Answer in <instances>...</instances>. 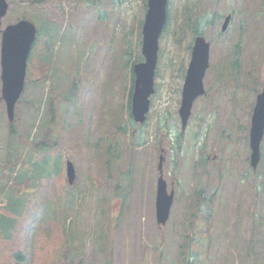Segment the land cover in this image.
Masks as SVG:
<instances>
[{
	"label": "rangeland",
	"instance_id": "rangeland-1",
	"mask_svg": "<svg viewBox=\"0 0 264 264\" xmlns=\"http://www.w3.org/2000/svg\"><path fill=\"white\" fill-rule=\"evenodd\" d=\"M7 1L9 9L0 30V187H5L1 163L9 147L21 151L31 147L22 130L32 117L27 113L28 100L36 99L34 102L38 103L37 100L43 98L37 119L40 127L34 129L32 135L38 141L46 138L59 142L62 147L57 149L60 156L55 151L48 153L53 160L48 164L53 175L49 180L42 179L38 190L43 203L47 198L60 201L65 196V188L86 192L80 212H71L67 219L68 223L74 220L77 243L85 245L83 264H105L107 260L111 264H181V254L184 255L181 244L186 241L188 227L198 239L193 244V249L199 251L195 257L197 264H264V137L256 170L250 167V146L246 137L264 84V15L252 14L264 6V0L199 1L196 8L199 14L213 16L219 12L223 17L204 35L211 43L209 68L203 79L206 92L194 101L185 129L179 115L184 79L177 70L187 72L196 36L187 32L181 41L175 40L174 15L178 11L175 6L171 9L170 4L173 1L175 5H183L185 0H169L168 21L159 41L155 93L151 96L145 122L147 142L139 147L132 144L138 139V133L131 132L127 119L128 84L121 79L122 70L117 71V57L127 43L126 33L133 30L138 35L140 31V23L146 15L142 10L143 0H101L99 6L105 13L102 19H99L98 7H85L81 0ZM191 2L197 3V0ZM228 13L232 14V19L227 30L222 31ZM22 15L36 19L40 40L44 37V22H55L47 30L54 52L53 73L42 89L25 81L24 104L17 102L15 109L19 111L16 125L20 137L13 140L8 135L7 108L1 98V40L2 30L20 20ZM190 43L191 50H187ZM34 46L28 67L33 50L39 49ZM231 58L235 59V65H231ZM39 61L40 56L30 63V81L39 76ZM73 83H78L80 99L74 101L71 108L64 96H68ZM58 95L61 97L57 104L59 117L52 122L50 112H45L49 104L45 100ZM161 122L172 125L174 133H167ZM179 132L183 135V147L176 156L172 145ZM162 152L164 177L169 191L175 190V201L169 221L159 226L155 195ZM57 158H60L61 170L55 179ZM68 159L76 168L73 187L66 175ZM117 180L123 182V186L115 193L109 184ZM199 188L208 197L209 205L193 208L192 213L187 196ZM38 190L31 198L30 209H24L11 229V240L0 241L3 254L0 264H14L8 257L9 249L14 247H22L23 251L34 255L30 264H54L59 256L66 237L64 219L61 214L57 218L51 216L53 207L42 219L44 211ZM22 201L24 199L21 204ZM102 208L106 209L105 215ZM187 212L191 224L186 218ZM34 227L37 234L31 243ZM93 229L96 231L92 232ZM98 234L106 240V252L94 256L93 238ZM190 247L185 249L189 252ZM69 263V258L60 262Z\"/></svg>",
	"mask_w": 264,
	"mask_h": 264
},
{
	"label": "trees",
	"instance_id": "trees-1",
	"mask_svg": "<svg viewBox=\"0 0 264 264\" xmlns=\"http://www.w3.org/2000/svg\"><path fill=\"white\" fill-rule=\"evenodd\" d=\"M82 2H85L86 6L85 7H98L100 11V16L99 19L103 18L105 16V13H103L104 9H102L99 5L102 3L101 0H81ZM113 2H122L123 0H112ZM199 1L202 0H197V3H192L191 0H185L184 4H176L172 1V4H170V8L172 9L174 6L175 10L178 11L176 15H174L177 23H176V28L175 32V40L176 41H181V38L184 34L187 32L192 34L193 36L196 35H205L206 30L210 28L211 26H215L217 23V20L222 18V14L219 12L214 13L213 16L210 15V13H203L199 14L198 10L196 8H199ZM35 3V0H33ZM101 2V3H100ZM36 3H39V0H36ZM180 5H182L180 7ZM169 8V12H170ZM181 8V9H180ZM87 9V8H86ZM142 10L146 11L147 10V0H143V6ZM72 13V12H71ZM70 13V14H71ZM208 14V15H207ZM253 15H259L262 16L264 15V6L258 11H254L252 13ZM170 15V14H169ZM208 16V17H207ZM21 19H29L34 22L36 20L33 17H29L26 15H22L20 17ZM170 19V16H169ZM173 21V20H172ZM43 22V21H42ZM55 22H50L46 21L44 22V27L45 30L43 32V38L40 40V37H38L37 33V39L35 42L34 47H38L39 49L37 51L32 52V55L30 57V63L32 60L38 56H40V61H39V76L37 79H33V81H30L29 78V70L32 67L31 64L29 63V67H27V75H26V84L30 85L31 83L35 84V86L42 87L44 84H46L47 81L51 80L52 77V56H54V52L52 51V41L49 40L48 37V29H50V25ZM144 21L142 20L140 23V31L138 35H135L132 31H129L126 33V40L127 43L124 45V48L120 50L118 53L117 57V64H118V69L119 72L121 71V79L124 81L125 84H128L126 88H128V95H127V106L125 108V111L127 112V119L130 123V127L132 129V133L136 131L137 135V140L136 142L132 143L133 145H136V147L145 145L147 142L146 138V128H145V123L144 124H139L137 123L131 114V99H132V93L134 89V74H133V68L132 65L137 62H141L144 60V57L141 53V45H142V27H143ZM169 25H172L171 21L169 22ZM59 27H62V25L58 24ZM167 31V30H165ZM193 40V38H192ZM43 42L42 45H39L38 42ZM54 41H57V39L54 38ZM187 50H191V43L188 44L186 47ZM161 54V53H160ZM47 55V56H46ZM162 55V54H161ZM32 58V59H31ZM232 63V64H231ZM231 65H235V59L232 58L231 60ZM230 65V69H232ZM160 68V67H159ZM158 75H159V69ZM179 72V75L182 76L184 79L185 77V70L184 72L181 71V69L177 70ZM117 76V75H116ZM115 76V78H117ZM79 79V78H78ZM158 87V85H156ZM26 90V88H24ZM78 83L75 84L73 83L72 85V90L68 92V96H64L66 98V103L71 106L74 104V101H78L80 99L77 91H78ZM2 98V97H1ZM22 98V99H21ZM20 100L18 103H23L24 104V98L23 95H21ZM60 96H54L49 98L48 101L49 104L47 105V109H45L46 113L50 112L51 116V121H57L59 114H58V109H57V104L59 103L58 101L60 100ZM44 99H40L36 101V99H31V101L28 100V104L26 107L29 109L27 111L28 114L32 115V117H29L28 120V125L22 127L23 132L25 133V136H28V142L30 143L31 147H25L24 150L17 149V147H9L7 156L5 158V161L1 163L2 165V174L6 179L5 182V187H0V241H9L11 235V229L16 226V223L18 221V218L20 217V214L24 211V209L29 208V205L31 203V198L33 197L34 193L36 190L39 189V184L42 179H47L49 180L53 173L51 172L50 168L48 167V164L52 160V157L48 154L51 151H55V153H58L59 150H57L59 147H62V144L59 142L53 143L50 142V140H45L46 138L39 140L36 136H33V131L34 129H37L40 127V123L38 119V115L40 114L41 111V101ZM77 103V102H76ZM75 103V104H76ZM25 106V105H24ZM18 110L15 111V119L14 121H9L8 122V135L14 140L20 137V132H18V127L16 123L19 121V114ZM68 113V109L66 110ZM29 115V116H30ZM45 118V117H44ZM162 123V122H161ZM147 124V123H146ZM162 125L166 127L167 133H174L173 132V127L170 124H167L166 122H163ZM160 126V128L162 127ZM49 128V127H48ZM47 128V129H48ZM248 130H249V125H248ZM247 130V131H248ZM142 131V132H141ZM48 130L45 132L47 134ZM19 133V134H18ZM183 135L179 132L178 134H175V139L172 145V149L176 156L180 153L182 147H183ZM197 137V136H196ZM249 139V134L246 136ZM13 140L10 142V144H13ZM57 156H60L59 153ZM55 160V159H54ZM57 164L56 169H55V179L56 176L59 174L61 167L58 162H60V158H57ZM201 160H204V157L201 158ZM109 160H108V165H109ZM251 167V166H250ZM252 169V168H251ZM253 170V169H252ZM126 176L129 178V173L126 174ZM36 181H39L37 183ZM110 186L113 187V191L115 193H118L122 186L123 182L121 181H116L115 183L109 184ZM74 185H72L73 187ZM130 186V183L129 185ZM39 191V190H38ZM40 192V200H41V205L43 209L44 216L42 219H44L47 214L50 212V208H52V214L51 216L53 218H57L58 214L62 215V218L64 219L63 221V231L66 234L65 240H64V245L60 249L59 256L56 258L54 264H60L61 261H64L65 258L70 259L69 264H83L84 263V257H85V252H84V244H78V236H77V231L73 228V222L69 221L67 222V219L72 215L80 212V209L84 205V198L86 195V192L83 189H64V198H62L60 201L59 200H54V199H49L47 198L45 202L43 203V197L42 193ZM204 191L203 189H195L192 194H189L187 196L188 198V207L190 208L189 211L194 213L193 208H205L204 206L200 207L201 205H205V203H208V197H206L204 194H202ZM1 193L3 195H1ZM24 199L22 201V204L20 203V199ZM36 196V195H34ZM126 197V194L123 195V198ZM203 201H202V200ZM58 203V207L56 208ZM55 204V205H54ZM24 206V207H23ZM34 205L33 207H35ZM75 206V207H73ZM30 209V208H29ZM5 210V212H4ZM102 213L105 215L106 214V209L102 208ZM211 208L209 209V211ZM72 212V214H71ZM33 213V212H32ZM190 213V214H192ZM34 216V215H33ZM187 220L189 219L190 224H191V216H189V212H187L186 215ZM33 219V218H32ZM32 219H31V225H32ZM41 219V220H42ZM36 229L38 230V227L40 226L37 224L35 225ZM34 229H32V239L31 243H33L35 239V235L37 234ZM189 231L185 235V243L181 244V247L183 248V258H181V264H197V257L199 255V251H195L193 249V244L198 240L190 231V227L187 228ZM29 231L26 230L25 232ZM96 231V229H93L92 232ZM2 233V235H1ZM26 235V233H24ZM104 235V234H103ZM193 235V237H191ZM64 236V234H63ZM93 243L95 245L94 249V256H97V253H105L106 252V240L104 236H100L99 234L97 236H94L93 238ZM194 239V241H193ZM6 242V243H7ZM192 243V245H191ZM191 246L188 252V249H185V247ZM11 246L8 247V249ZM17 249V250H16ZM105 249V250H104ZM9 255L10 256V261H13L14 264H26L27 262L30 264L34 258V255H29L26 251H23L22 247H14L9 249ZM3 256V254L0 251V256ZM79 258L76 259V257ZM81 255V256H80ZM194 258L193 260H191ZM59 262V263H58ZM111 264L110 260H107L105 264ZM11 264V263H8Z\"/></svg>",
	"mask_w": 264,
	"mask_h": 264
},
{
	"label": "water",
	"instance_id": "water-1",
	"mask_svg": "<svg viewBox=\"0 0 264 264\" xmlns=\"http://www.w3.org/2000/svg\"><path fill=\"white\" fill-rule=\"evenodd\" d=\"M148 9L142 29V54L144 61L133 65L134 89L131 99V114L136 122L144 123L150 110V96L155 92V74L158 63L159 40L168 21L169 0H148ZM9 3L0 0V30L2 19L7 14ZM232 15L229 14L222 25L226 31ZM37 34L35 23L20 19L8 24L2 30L1 40V79L2 98L6 103L10 121L15 118V107L25 87L28 58ZM210 42L205 36L195 38L191 60L186 72L179 109L182 128L185 129L195 99L205 93L204 76L209 67ZM264 136V85L258 94L250 128L251 166L256 169L261 159V141ZM164 155H160L156 194V218L160 226L167 223L174 202L175 192L168 191L163 172ZM67 177L74 183L76 170L71 160L67 161Z\"/></svg>",
	"mask_w": 264,
	"mask_h": 264
}]
</instances>
